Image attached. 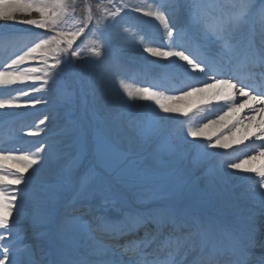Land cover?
<instances>
[{"label": "snow or ice", "instance_id": "snow-or-ice-1", "mask_svg": "<svg viewBox=\"0 0 264 264\" xmlns=\"http://www.w3.org/2000/svg\"><path fill=\"white\" fill-rule=\"evenodd\" d=\"M74 5L75 0L73 3L58 0L55 5L34 3L32 0H0V21H16L55 32L48 36L38 34L39 38L33 46L15 55L5 70H0V85H27L15 91L22 96H30L32 92L40 90L38 81L43 85L55 84L63 70L62 65L69 62L61 58L62 54L80 57L81 52L74 49L73 45L84 36L86 30L89 36L100 37L90 42L92 46L89 52L97 58L103 56L105 42L102 38L111 26L108 21L117 23V17L127 6L108 10L98 2L94 13L93 5L87 4L83 19H77L69 11L74 9ZM53 7L56 11L52 10ZM183 7L184 22L180 27L170 23L176 11L171 3H159L154 11L140 7L132 10L142 12L162 26L166 43L162 46L148 44L143 47L144 52L158 58L153 64L158 65L161 75L167 77L170 71L181 70L188 81L196 82L185 83L179 89L146 85L133 90L123 85V82L122 86L130 100L138 98L141 101H152L163 113L181 111L175 105L192 96H199L202 102L209 105L220 100L224 104L213 110L214 118L208 115L203 117L199 126H189L181 139L165 134V121L170 117L160 116L155 109L146 123L134 126L135 132L145 141L154 143L161 156H175L181 152L183 144H191L187 137L204 136L208 129L221 124L230 114L238 115L241 109L247 108L248 115L243 118L238 116L227 134L216 136L215 140L209 134L207 144L191 146L198 150V157H206L220 155L208 152L209 148H231L230 141L242 144L254 137L255 142H262L249 146L254 151L230 162L227 167L241 172H253L259 177L251 187V195L264 209V166L259 169L246 167L258 157H264V0H256L255 3L252 0H183ZM32 12L39 13L41 18L16 20L17 13L30 15ZM69 24L72 27L69 28ZM49 53L54 54L50 64L47 59ZM37 56L44 65L43 69L22 67ZM160 61L167 63L160 64ZM240 69H245L247 74L242 75ZM41 71L43 76L35 75ZM193 73L202 74L203 79L193 76ZM238 96L245 99L238 101ZM40 103L46 101L36 98L19 102L15 98H0V110L35 107ZM199 111L204 113L205 109L202 107ZM221 112L223 115L219 114ZM257 116H260L259 123H256ZM46 119L41 120L40 124H44ZM240 130H243L244 135L234 140L235 133ZM68 134L67 131L64 133ZM27 135L37 136L39 132L30 130ZM98 145L101 149L105 148L103 140L98 141ZM108 150L118 153L115 147ZM48 156L63 163L55 182H38L29 188V181L33 180L40 169L36 168L27 179L24 174L33 169L34 165L42 167V161H46ZM119 157L135 169V161L130 160L126 153H119ZM9 160L16 162L15 170L0 164V264H182L181 257L192 250L197 251L192 264H252V247L257 244L264 247V243L256 238L254 228L247 233L237 229L225 230L214 223L188 217L179 211H168L148 215L128 214L119 221H110L104 217H94L83 223L71 220L69 223L89 239L93 238V234L100 233L115 241L124 240L119 245V257H114L111 246L97 241L89 246L88 255L79 260L46 259L38 244L23 243V232L14 231L17 222L10 224V217L14 210L17 216L21 214L17 200L28 198L33 217L39 221L53 191L70 182L77 161L70 156L68 146L59 139L52 144H42L31 154L14 155L0 149V161ZM137 178L154 180L161 177L144 171L138 173ZM93 179L94 174L91 172L79 175L80 191L87 192ZM21 184L24 185L23 189H9V186ZM141 231L143 235H140ZM261 264H264V257L261 258Z\"/></svg>", "mask_w": 264, "mask_h": 264}, {"label": "rangeland", "instance_id": "rangeland-1", "mask_svg": "<svg viewBox=\"0 0 264 264\" xmlns=\"http://www.w3.org/2000/svg\"><path fill=\"white\" fill-rule=\"evenodd\" d=\"M32 2H43L49 5H55L58 0H32ZM66 2L73 3V0H66ZM98 2L108 10H114L116 7L126 5L127 7H125L124 11L121 13L123 16H131V12H133V7L131 6V3L128 2V0H92L90 3H88V0H75L74 9H70L69 11L77 19H83L86 14V5L92 4L95 13V5ZM52 10L56 11L54 7ZM139 13L142 14V12ZM40 18L41 17L39 13L36 12H32L30 15L21 13L16 14L17 21ZM140 18L141 17H139V19ZM108 23L110 25L113 24L111 20H109ZM68 27L70 28L72 25L69 24ZM0 28L16 32L13 37L9 38V41L13 40L18 45L27 43V46L23 49V51L29 46L34 45V42H36L39 38L38 34L44 36L55 34L54 30L50 31L49 29H39L34 25L21 24L17 23L16 21H0ZM85 36L88 37L87 40H85ZM93 39H100V37L89 36L88 31L86 30L84 36L80 37L76 44L73 45L74 49H77L81 52V56L68 57L67 54H62L61 58L68 59L69 62L62 65L63 70L56 81L57 84L62 86L63 90L61 92L62 96L59 99V103H40V108L29 106L27 108H21L19 113H16V116L20 119L23 117L27 118L29 116L36 115V124L48 128V134H46V137L52 139L51 141L42 144H52L54 141L59 139L64 145L68 146L70 156L74 157L77 161V168L73 172L70 182L58 187L55 191H53L45 206L47 207L46 211H49L48 216H50L52 219L49 224L53 223V220L56 218V212L59 208H61V202L63 200H68L66 196L69 192H72L69 194L71 195V200L64 206V209L66 210L67 214L70 213L69 216L73 217L69 221L74 220L76 223L89 222L93 219L91 218L92 212H90L88 205L95 207V210H97L99 214L98 217H104L108 220H112V218H110L112 216L119 218L123 217V214H132L133 209L131 205L133 204H136L137 207H141L143 200L140 199V196L146 194L147 191L153 187L157 190L154 193L151 192L149 198L151 202L162 201V199L157 198V196L164 194L165 192H170L172 195H176V191H174L173 186L168 184L167 178L160 175L161 167L157 166V163L153 165L150 164L148 159H144L142 156L144 155L142 149H144L145 144L148 143L150 156L152 155L153 158H157L158 155L163 157L158 154L154 143L145 141L135 132L134 126L146 123L153 114V112H151L148 108L147 102L139 100L137 104H126L122 101H118L119 98L117 97L113 99L118 101L117 109L112 110L114 107H116L115 105H112L105 112L97 104L98 99H96L97 94H95V87L93 83L97 64L99 62H105L106 60L112 61L117 55H119V59L124 60L123 58L126 54H128V51H124L112 46L110 39V29L108 28L107 32L102 38L105 42L103 56L101 58H97L93 56L88 50L89 47L92 46L90 42ZM81 41H84V43L81 44ZM2 44H4V41H0V48ZM154 46H159V44ZM137 56L138 53L136 54V57ZM53 57L54 54L49 53L47 58L49 64L53 61ZM39 60L40 58L37 56L35 60L30 61L28 64H25L22 67L34 66L43 69L44 65L41 64ZM4 68H6V66ZM149 70L150 71L149 73L147 72V74L149 77H151V79H162L160 73L152 69ZM35 75L43 76V71L36 73ZM11 115L13 114H7L5 109L0 110V123L3 122L6 124L8 121H11ZM46 117L47 119L45 123L40 124V121ZM57 121H60L62 125L66 124L68 127L67 130H64V127H53ZM106 123H110L111 125L108 132H106ZM30 130L32 131V129H27L26 132L28 133ZM122 130L124 132L129 131L130 134L128 133V135L136 146L132 144L125 145L124 138L128 137V135L121 133L123 132ZM66 131L69 133L68 135H64ZM166 135H168V133ZM100 140H103L104 142L105 148L103 149H101L98 145V141ZM5 143L6 141H3V144ZM23 147V150L20 148V151L17 152L18 154H31L30 151L33 149L32 144L27 145V147ZM111 147L118 149V153L110 152L108 149ZM45 151L47 152L48 149L46 148ZM119 153H126L130 160H134L136 163L135 169L130 168L127 161L120 159ZM205 158L206 159L203 157V160L205 161L210 159L209 156H206ZM46 163V166H44L45 169L43 166L41 167V165H34L33 169H30L24 174L25 178L27 179L29 176L33 175V172L36 168L40 169V171L36 173L33 180L29 181V188L34 187L38 182L54 183L58 172L63 168V163L52 158L51 156H48ZM11 165L4 164V167L10 170H15L17 166L14 164L12 166ZM164 168L168 174L171 173V171H169V169H171L170 165H166ZM144 171H149L155 176L161 178L154 180H143L137 178V174ZM181 171L182 169L176 171L172 176H177L182 180H185L186 184L188 185L191 179H188L189 175H181ZM211 171L212 168L208 167L205 174L209 175ZM89 172L94 174V179L91 181L88 191L81 192L78 176ZM158 184L161 185L162 188L157 187ZM204 186L207 187L206 185ZM63 187L66 188V192L59 194L58 190L62 189ZM16 188L23 189L24 185H12L9 189L15 190ZM190 192L191 195L195 197L197 196V193L192 189ZM18 203L22 205L19 206ZM17 205L21 211L20 216H25L20 218L24 221L14 220L16 218V212L14 210L13 216L10 217V224L13 221L17 222V228L14 230L16 232H21L23 228H26L27 231L25 233L22 231L24 236L23 239L25 241L24 244L35 243L42 246L43 241L39 242V238H36V236H33V234H45L46 245L43 244V247L46 248L47 254L48 243L50 240V243L56 242L59 247L62 248L63 252L57 250V248L56 251L59 256L64 255L63 260L81 257L79 252L82 250V248H85V244H83V242H85L88 237L77 231L73 224L69 222H62L61 224V222H59V224H61L59 230L54 228L51 231L49 230V227L48 229L46 228L47 224L45 223L42 225H37V222L41 223L43 218L47 217L45 214L46 211L43 210L42 218L39 221L34 219L36 223L31 225L29 220L25 221V219L29 216L34 218L30 199H18ZM75 205L81 206L83 209H81L80 212L73 213L72 207ZM20 216H18V218ZM69 216L67 215V218H69ZM114 220L119 221L120 219ZM36 229L39 230L37 231Z\"/></svg>", "mask_w": 264, "mask_h": 264}, {"label": "bare ground", "instance_id": "bare-ground-1", "mask_svg": "<svg viewBox=\"0 0 264 264\" xmlns=\"http://www.w3.org/2000/svg\"><path fill=\"white\" fill-rule=\"evenodd\" d=\"M252 1L256 2V0ZM128 2L131 3V6L133 8L140 7L144 10L153 11L156 10V7L159 3H171L176 7V11L171 17L170 23L174 24L176 27H180L183 25L184 19L182 12H184V8L181 9V6L183 4L180 3V0H128ZM137 16L141 18L139 19V17ZM117 21V23L112 24L109 27L111 44L113 47H117L121 50H127L128 54L125 55L126 59L124 57V60L119 59V55H117L116 58L112 61L106 60L105 62H99L97 64L93 83L95 87V94H97L96 99H98L97 104L104 112L107 111V109H109L112 105L116 106L112 110L117 109L118 101H122L126 104H137L139 99L137 98L135 100H130L127 97L124 87L122 86V82L123 85H126L128 88H131L133 90L151 83V80L144 79L143 68L149 66L154 69H159L158 65L153 64V61H156L158 58L151 57L148 53L144 52L143 47L148 44H152L153 46L159 44V46H162L164 43H166V41H164L163 39L162 26L159 25V22L155 21L151 17H147L143 14H140L139 12L133 11L131 12V16L120 15V17H117ZM0 31V41H4V44H2L0 48V70H5L4 67L7 65V63L12 58H14L15 55L21 54L23 49L27 46V43H22L18 45L13 40L9 41V38L13 37L16 34V32L14 31L5 30L4 28H0ZM137 53L138 56L136 57ZM159 63L166 64L167 61H160ZM242 70L244 71V73L247 74L245 69ZM193 76L203 79L202 74L199 73H193ZM195 82L196 81H188L181 70H172L168 74V84L163 85L161 87H166L168 89H179L182 88L185 83ZM37 83L40 85V90L32 92L30 96H22L19 94L18 91H15V89H19L20 87H27V85H0V98H15L19 102H26L32 99L42 98L44 101H46V104L59 103V99L62 96L61 92L63 91L61 85L57 83H49L48 85H43L39 81ZM206 95H210V93ZM117 97L119 98L118 101L113 100ZM244 99L245 98L243 97H237L238 101H243ZM145 102H147V106L151 112H153V109H155V111L158 112L160 116L162 114V116L170 117V119L165 121L164 132L165 134L168 133V135L172 136L175 139L183 138L189 126H199L203 120V117L212 115L214 118L215 113L213 110L224 104V101L220 100L213 101L212 104L209 105L202 102L199 96H192L189 97L187 100L175 105L176 107L180 108L181 111L175 113H163L159 111L158 107L154 104V102ZM39 105L41 104H37L35 108H40ZM202 107L205 109L204 113H201L199 111V109ZM20 109L21 108L5 110L7 114H16L19 113ZM185 112L187 113V115H184ZM219 114L223 115V113ZM247 115L248 109H241L238 115L236 113L230 114L225 121L221 122V124L215 125L212 128L208 129L204 136H197L195 138L187 137V140L190 141L191 144H183L181 152L175 156L160 157L158 155L157 158H153L152 155H149L150 149L148 143H146L144 149H142V151L144 152V155L142 156L144 159H148V162H150V164L153 165L157 163V166L161 167L160 175L172 178V186L174 191H176V195L184 193L186 198L182 200L183 202L180 201L179 203L182 207L187 206L189 201L192 200L190 192L191 189L200 190L202 186L206 185V188L209 189L208 194L210 196H217V199H221L220 203H223V201L225 202L222 205L221 209H225L227 206L232 205L234 201H236V203L233 205L236 206L242 213L240 218L245 219L249 216V214H256L258 209H260V212H262L263 210L259 206L258 201H255L251 195V187L254 185L255 180L259 179V177H257L253 172H241L238 170L231 169L227 167V165L230 162L243 156H246L250 152H252L253 149L252 147L249 148V146L253 144V141L248 139L245 140L242 144L230 141V143H232V147L229 149L209 148L207 149V151L210 153H220V155H212L214 157L209 161L203 160V157H198V150L194 149L191 145L207 144V136L209 134L212 135L213 140H215L216 136L227 134L228 129L231 128L233 124H235L238 116L239 118H243ZM35 117L36 115L29 116L27 118L23 117L22 120H17L14 122H10L7 125L1 126L0 141H11L9 145L2 148L5 153L19 155L17 152L20 151V148H22L21 150H23V146L27 147V145L29 144L33 145V149H31L30 151V153H32L42 143L49 142L52 140L51 138L46 137V134H48V128L36 124ZM259 120L260 116H257L256 123H259ZM105 125L106 132H108L109 127L111 125L110 123H106ZM53 127H64V130H67L68 128L66 124L62 125L60 121H57ZM27 129H32V131H38L39 135L41 136H28L27 132L25 131ZM121 133L128 135L129 131H123ZM243 135V130L237 131L235 133L234 140L241 139ZM124 141L125 145H135L129 135L128 137L124 138ZM41 155L44 154L42 153ZM204 159L206 158L204 157ZM0 164L16 165V162L11 160L0 161ZM46 164V161H42L43 167L46 166ZM166 165H170L171 167V169H169V171H171L170 174H168V172L164 168V166ZM261 166H264V157H258L256 160L252 161L250 165H246V167L256 169H259ZM208 167L212 168V171L209 175L207 174L206 176L205 173ZM181 169L182 171L180 174L183 176H185V174L189 175L188 179H191V184L187 185L185 180H182L177 176H172L175 174L176 171ZM9 188H11V186H9ZM58 192L59 194H62L66 192V188L63 187L62 189L58 190ZM71 193L72 192L68 193V195L66 196L68 200H63L61 206L62 208H59L56 212V218L58 222L65 217L66 210L63 208V206L68 204L71 200V195H69ZM176 195H174V197H176ZM18 205L20 206L22 204L18 203ZM212 205L213 203L211 201H208V203H206L204 206L207 210H212ZM46 209L47 207L44 208V211H46ZM81 209L82 208L80 206L75 205L72 207V212H80ZM90 212H92L91 215H93L94 217H98V211L95 210V207H92ZM45 214L47 217L43 218L42 223H46L48 221L49 211H46ZM211 216H213V213L211 214ZM21 217L25 216H20L18 218V216L16 215V218L14 220L24 221L23 219H20ZM27 220H29V223L31 222V225L36 223L34 218L30 216L25 219V221ZM55 225L56 224L52 223L50 226L47 225L46 228L48 229L49 227V230H52ZM57 226H59V224ZM36 230L38 231L39 229ZM22 231L25 233L27 230L26 228H23ZM95 235L97 236V238L93 235L92 239L88 238L86 240L85 244L87 245V247L85 248V250L82 251V254L88 255L89 246L96 243L97 241H100L102 243L105 242L104 239L107 236L101 235L100 233H95ZM33 236L39 238V242L43 241V243H45V234L43 235L35 233L33 234ZM5 243H7V240L5 241ZM23 243H25L24 239ZM40 247L44 251V247ZM116 255V257L118 258L119 253H117Z\"/></svg>", "mask_w": 264, "mask_h": 264}]
</instances>
